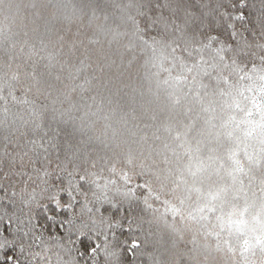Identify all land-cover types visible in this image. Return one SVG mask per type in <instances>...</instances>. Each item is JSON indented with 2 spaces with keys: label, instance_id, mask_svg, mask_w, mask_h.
<instances>
[{
  "label": "trees",
  "instance_id": "16d2710c",
  "mask_svg": "<svg viewBox=\"0 0 264 264\" xmlns=\"http://www.w3.org/2000/svg\"><path fill=\"white\" fill-rule=\"evenodd\" d=\"M0 229L22 264H264V0H0Z\"/></svg>",
  "mask_w": 264,
  "mask_h": 264
},
{
  "label": "snow or ice",
  "instance_id": "6c2138e0",
  "mask_svg": "<svg viewBox=\"0 0 264 264\" xmlns=\"http://www.w3.org/2000/svg\"><path fill=\"white\" fill-rule=\"evenodd\" d=\"M242 2V0H241ZM225 15L227 13L225 12ZM235 17H239L241 19L244 18V13L238 12L234 14ZM229 28L234 29V25L229 22L227 25ZM149 28L152 27V24L150 23L148 25ZM232 36L235 38V31H232ZM53 205V210H50L48 208L47 203L43 205V215H44V223H43V228H41V222L39 219H35V222L32 225V231L36 232V236L34 237L35 239L39 240L40 235L37 230L41 231H47L51 230L53 234H56V230L59 229L61 233L65 232V229L68 228L70 229L72 227V221H70L66 216H58V213H61L64 209L68 208V205H64L63 209L61 206H59L56 201H52ZM4 223L7 224H12L11 219H6ZM3 229H0L2 231ZM127 230V228L125 229ZM25 236H27V232H25ZM77 243L80 245L81 248V255H83L84 250L88 251L89 253H94L96 252V249L99 247V242L95 239L92 240V243L89 244L86 240L84 239H77ZM125 243L129 244L130 247L128 249L129 255H132V248L136 247L140 244V241L137 239H132L131 241H125ZM23 248V245H21V250ZM22 257L18 255L16 252L12 250V247L10 246L9 248L5 249L4 253L0 255V264H22Z\"/></svg>",
  "mask_w": 264,
  "mask_h": 264
}]
</instances>
